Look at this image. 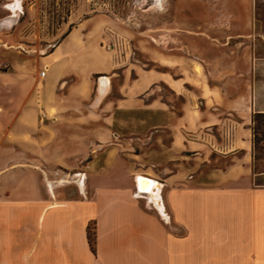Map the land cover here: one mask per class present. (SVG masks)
<instances>
[{"label":"crops","instance_id":"crops-1","mask_svg":"<svg viewBox=\"0 0 264 264\" xmlns=\"http://www.w3.org/2000/svg\"><path fill=\"white\" fill-rule=\"evenodd\" d=\"M79 28L45 54L37 84L19 68H0V264H264V183L255 181L252 153V112L264 110L257 89L202 78L197 108L184 76L116 61L80 32L72 38ZM232 58L222 61L236 71ZM98 71L109 72L104 90H96ZM116 75L121 94L112 96ZM160 81L182 96L180 111L151 99L148 117H139L134 97ZM145 128L154 138L170 130L164 155L155 141L149 146L162 167L141 165L136 155L145 151L125 148L133 138L125 130ZM94 144L107 145L104 156L92 153ZM220 157L228 159L214 163L211 180L192 174ZM79 162V187L49 178ZM139 174L161 179L165 215L137 191Z\"/></svg>","mask_w":264,"mask_h":264},{"label":"rangeland","instance_id":"rangeland-1","mask_svg":"<svg viewBox=\"0 0 264 264\" xmlns=\"http://www.w3.org/2000/svg\"><path fill=\"white\" fill-rule=\"evenodd\" d=\"M79 23L80 28L72 38L80 32L81 40L94 49L110 50L112 59L137 65L140 70L153 67L168 70L173 76H184V87L197 108L203 106L198 97L202 78L208 79L206 84L214 81L216 74L222 82L230 79L242 91L257 89L264 101V0H0V68H19L24 76H33L37 84L45 78L40 74L48 66L45 54ZM240 39L246 42H241L236 51L230 50L229 45ZM242 46H246L244 51ZM229 53L233 56L231 60L237 61L236 71L228 68V58L226 63L222 61ZM93 57L99 59L95 53ZM105 74L109 72L93 74L96 90L100 84L104 90L108 82L102 77ZM121 80V75H116L114 81L111 78L110 95L121 94L118 89ZM134 98L131 106L139 111V117H148L151 99L157 105L168 104L177 111L182 101V96L174 94L165 81L157 82ZM131 115L127 118H134ZM131 131L125 130L127 137H133L125 148L131 152L145 151L144 155H136L143 156L141 165L162 167L163 163L155 164L151 160L149 146L155 141L157 154L164 155L170 130L159 131L155 138L148 128L138 133L141 138L138 134L129 135ZM258 137L261 138L257 141L258 148L252 151L253 171L264 170V133L258 131ZM106 147L94 144L92 153L104 156ZM227 159L208 161L192 174L201 181H209L214 163H225ZM83 162L74 169L57 167L49 178L56 181L66 177L68 181L56 185L59 188L79 187L77 179L83 171ZM256 174L257 181L264 183V174Z\"/></svg>","mask_w":264,"mask_h":264},{"label":"trees","instance_id":"trees-1","mask_svg":"<svg viewBox=\"0 0 264 264\" xmlns=\"http://www.w3.org/2000/svg\"><path fill=\"white\" fill-rule=\"evenodd\" d=\"M252 144H253V148L255 150H257L258 145H257V141L259 139H261L260 137H258V131H262L264 133V110H256L254 111V113L252 114ZM257 156L255 155V158ZM263 170L257 171L256 169H254V173H255V180L256 183H260L259 181H257V175L256 172H261ZM88 238L90 241V244L92 246L93 249H95V233H94V229L93 226L90 225L88 228Z\"/></svg>","mask_w":264,"mask_h":264},{"label":"bare ground","instance_id":"bare-ground-1","mask_svg":"<svg viewBox=\"0 0 264 264\" xmlns=\"http://www.w3.org/2000/svg\"><path fill=\"white\" fill-rule=\"evenodd\" d=\"M107 81L108 80H106L105 82ZM139 175H144V174H139ZM139 182H140V187L148 191L147 197L149 198V200L156 203V205L160 208V210H162L163 213L165 214L164 206L162 205L160 200V196H159L160 194H158L161 183L156 181L154 177H150L149 175L140 176Z\"/></svg>","mask_w":264,"mask_h":264},{"label":"water","instance_id":"water-1","mask_svg":"<svg viewBox=\"0 0 264 264\" xmlns=\"http://www.w3.org/2000/svg\"><path fill=\"white\" fill-rule=\"evenodd\" d=\"M140 176H146V175H136V180H137V190H138V192H140L141 194L147 196L148 191L140 187V182H139V178H140ZM154 178H155L156 181H158V182L161 183V179H160V178H158V177H154Z\"/></svg>","mask_w":264,"mask_h":264},{"label":"built area","instance_id":"built-area-1","mask_svg":"<svg viewBox=\"0 0 264 264\" xmlns=\"http://www.w3.org/2000/svg\"><path fill=\"white\" fill-rule=\"evenodd\" d=\"M45 73H46V69H42V70L40 71L41 76H44ZM137 191H138V190H137ZM139 194H141V193L139 192ZM141 195H143V194H141ZM144 196H145V195H144ZM152 203H153V205L155 206V204H154L153 201H152ZM155 207H156V206H155Z\"/></svg>","mask_w":264,"mask_h":264}]
</instances>
